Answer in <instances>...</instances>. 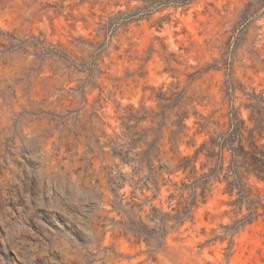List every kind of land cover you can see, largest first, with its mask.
<instances>
[{
	"label": "rangeland",
	"instance_id": "1",
	"mask_svg": "<svg viewBox=\"0 0 264 264\" xmlns=\"http://www.w3.org/2000/svg\"><path fill=\"white\" fill-rule=\"evenodd\" d=\"M0 264H264V0H0Z\"/></svg>",
	"mask_w": 264,
	"mask_h": 264
},
{
	"label": "trees",
	"instance_id": "2",
	"mask_svg": "<svg viewBox=\"0 0 264 264\" xmlns=\"http://www.w3.org/2000/svg\"><path fill=\"white\" fill-rule=\"evenodd\" d=\"M236 150L232 149V154L235 156ZM183 159H185V157H183ZM121 161L122 163H126V160L121 157ZM179 168H183V169H186L187 168V165H183L182 163L179 165ZM181 190H185L183 189L182 187H180ZM248 203L251 205V209H250V212H254V213H257V210H258V206H256L254 203H252L251 201H248ZM252 210V211H251ZM191 213H192V204L190 205H186L183 207V209L179 210V218L177 219V221L179 222L180 225H182L185 221H187L188 219L191 218ZM253 214V213H252ZM259 215V213H258ZM253 219V217L251 218V220ZM141 225L144 227V228H147V225L141 221ZM136 234L138 235V237H140V239H142L145 235H143V233H141V231H135ZM168 231L167 229H163V236L165 238H167L168 236Z\"/></svg>",
	"mask_w": 264,
	"mask_h": 264
}]
</instances>
